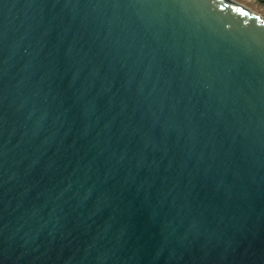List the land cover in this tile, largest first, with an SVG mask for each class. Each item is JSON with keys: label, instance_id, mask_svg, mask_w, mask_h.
Segmentation results:
<instances>
[{"label": "water", "instance_id": "1", "mask_svg": "<svg viewBox=\"0 0 264 264\" xmlns=\"http://www.w3.org/2000/svg\"><path fill=\"white\" fill-rule=\"evenodd\" d=\"M0 264H264V18L0 0Z\"/></svg>", "mask_w": 264, "mask_h": 264}, {"label": "rangeland", "instance_id": "2", "mask_svg": "<svg viewBox=\"0 0 264 264\" xmlns=\"http://www.w3.org/2000/svg\"><path fill=\"white\" fill-rule=\"evenodd\" d=\"M253 12L260 14L264 18V0H231Z\"/></svg>", "mask_w": 264, "mask_h": 264}]
</instances>
